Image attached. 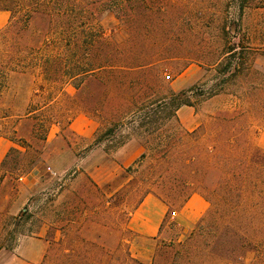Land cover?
<instances>
[{
    "label": "trees",
    "instance_id": "16d2710c",
    "mask_svg": "<svg viewBox=\"0 0 264 264\" xmlns=\"http://www.w3.org/2000/svg\"><path fill=\"white\" fill-rule=\"evenodd\" d=\"M233 1L237 27L227 16L217 17L218 46L211 52L190 26L194 16L184 15L176 0H0V11L9 13L0 30V137L23 149L8 150L0 186L37 165L29 152L36 153L49 126L35 122L36 108L4 105L11 79L25 78L34 95L69 83L83 93L95 82L101 116L109 121L96 141H109L108 152L135 135L144 148L120 186L100 188L88 179L53 209L52 197L68 191L61 186L45 194L50 198L41 209L13 218L8 231L0 213V250L26 237L48 244L43 260L49 264H145L124 249L132 211L120 207L132 203L134 210L148 194L184 205L198 194L209 205L206 212L177 251L161 246L150 264H200V255L205 264H264V151L253 142L254 123L264 121V72L253 66L257 57L264 60V48L251 47L240 33L243 11L255 0ZM106 15L116 20L118 38L100 26ZM192 63L212 69L217 83L199 92H175L165 84V75L179 76ZM221 94L234 105L215 109L192 132L182 128L181 107L195 109Z\"/></svg>",
    "mask_w": 264,
    "mask_h": 264
},
{
    "label": "rangeland",
    "instance_id": "374dc122",
    "mask_svg": "<svg viewBox=\"0 0 264 264\" xmlns=\"http://www.w3.org/2000/svg\"><path fill=\"white\" fill-rule=\"evenodd\" d=\"M184 15H193L190 26L194 25L197 32L205 38L208 43V51H213L218 46L216 41V30L214 28L217 17L227 16L231 22H234L233 29L237 27L238 9L235 1L232 0H176ZM256 6L257 8H254ZM4 17V18H3ZM9 20V13L0 11V30L5 28ZM186 27V21L183 20ZM104 33L107 36L118 38L119 27L111 15H106L99 21ZM241 35L249 36L251 47L264 48V0H255L252 9L243 11L241 22ZM234 42H238L237 39ZM254 69L260 74L264 72V60L257 57L254 63ZM165 75V84L173 91L180 92L194 89L195 92L206 91L217 83V78L212 69L202 67L197 63L190 64L179 76L170 74ZM39 84L42 82L37 80ZM9 89L5 93L3 102L9 106L11 102L18 106L19 110L32 107L38 109L36 123L49 121L46 136L38 142L36 153L30 151L31 157H37L39 162L27 173L21 176L15 175L17 179H5L0 186V213L2 219L7 224V231L12 229L11 221L22 211L28 209L29 212H36L46 203L49 196L48 192L54 193L63 186L68 191L60 197H52L54 202L51 205L53 209H59L64 200V196L71 191H80L88 179L98 187L104 188L111 184L112 189L120 186L123 182L122 176L125 169L131 166L138 157L131 162V158L126 156L123 146L111 151H105L109 141L103 143L97 142L101 139V131L109 127V121L105 116H101V89L94 90L90 83L89 87L78 92L74 84L56 86L53 89L36 92L31 91L30 84L25 78L11 79ZM89 84V83H88ZM234 105L233 99L227 94H221L206 102L200 103L194 109L201 115L204 122L209 114L215 109L230 108ZM187 107V106H183ZM192 108V107H191ZM13 119L8 120L6 124L7 131L11 129ZM201 122V123H202ZM9 128V129H8ZM254 130L257 131L254 137L256 147L264 151V121L255 122ZM0 125V131H3ZM131 134V131H122L114 133V139L117 140L120 135ZM9 142V146H0V163L4 159L8 150L15 147L22 150L17 143H13L6 137H0ZM134 141L143 146V140L135 135H131L127 142ZM126 142V143H127ZM30 143H33L32 141ZM125 143V144H126ZM33 145V144H32ZM143 168L147 166L145 162ZM53 172L54 174H51ZM139 197V194L136 195ZM168 215L165 218L159 233L152 239L138 237L133 233L124 237V249L145 264H150L152 258L161 246H172L173 252L178 250V244L183 242L186 235L194 228H185L179 224V220L172 216V212H178L183 205L169 202ZM209 205L207 203L208 209ZM124 211H132V203L120 207ZM206 212V211H205ZM29 225H27L28 227ZM5 232H0V242L4 238ZM29 239L18 237L12 242L13 249L0 250V264L11 254L17 253L19 245L29 241ZM47 244V243H46ZM48 249V244L45 251ZM170 250V248H167ZM200 264H205V256L198 257ZM41 264H49L42 260ZM213 264H218L214 262Z\"/></svg>",
    "mask_w": 264,
    "mask_h": 264
},
{
    "label": "crops",
    "instance_id": "0c3cea01",
    "mask_svg": "<svg viewBox=\"0 0 264 264\" xmlns=\"http://www.w3.org/2000/svg\"><path fill=\"white\" fill-rule=\"evenodd\" d=\"M177 117L187 132L194 131L202 122L201 115L191 107H181ZM0 146L8 147L9 142L1 139ZM123 150L131 162L144 152V148L134 141L124 144ZM206 208L207 202L200 195L194 194L178 212H172V216L179 220V224L190 228L202 217ZM168 214L167 205L156 196L148 194L130 213L127 228L138 237L152 239L159 233ZM46 246V242L41 239H29L19 245L17 253L11 254L1 264H41Z\"/></svg>",
    "mask_w": 264,
    "mask_h": 264
},
{
    "label": "built area",
    "instance_id": "2783aa9c",
    "mask_svg": "<svg viewBox=\"0 0 264 264\" xmlns=\"http://www.w3.org/2000/svg\"><path fill=\"white\" fill-rule=\"evenodd\" d=\"M51 174H54L53 172H51Z\"/></svg>",
    "mask_w": 264,
    "mask_h": 264
}]
</instances>
